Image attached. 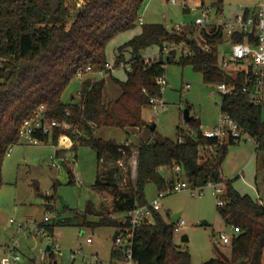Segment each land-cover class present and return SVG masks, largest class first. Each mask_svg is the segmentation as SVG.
<instances>
[{"label": "trees", "instance_id": "obj_1", "mask_svg": "<svg viewBox=\"0 0 264 264\" xmlns=\"http://www.w3.org/2000/svg\"><path fill=\"white\" fill-rule=\"evenodd\" d=\"M144 2L0 0V189L5 184L3 164L8 150L21 142L19 131L24 121L30 119L39 106L45 105L49 118L66 120L78 132H65L73 139L69 148L63 146L68 140L61 128H56L51 136H38L44 142H53L57 156L76 151L80 145L95 150L96 186L113 195V212L103 215L97 222L85 221L84 224L92 228L128 226V217L123 214L136 205L148 203L146 185L154 182L159 190L171 187L178 174L166 178L161 168L174 170L179 165L184 176L181 178L194 187L223 184L221 196L225 204L218 205V211L227 225L238 229L230 245L229 257H213L203 264H263L264 204L250 194L241 193L234 179H226L222 173L229 146L238 142L217 144L215 138L205 137L197 117L187 122L191 130L178 128L176 139L158 134L143 118V109L150 107V98L162 95L157 79L165 74L166 65L189 64L202 73L207 83L235 85L234 91L221 94V112L236 119L245 133L255 140L257 150L264 151V103H253L249 94L242 91L244 85L252 87L248 82L251 72H240L233 77L219 70L217 45L223 41L221 32L208 38L212 48L206 52L189 42L186 33L170 32L164 25L153 23L141 24L140 33L118 47L114 65H125L126 79L114 77L106 65L109 63L107 46L119 34L137 27ZM183 40L188 42L192 55L176 57L173 52L164 56L165 43ZM152 47H157L162 56L147 62L145 53ZM126 52L130 53L128 59ZM88 67L91 69L87 70ZM79 70L85 75L108 72L120 87V95L104 103L105 78L96 81L88 78L81 83L78 101L63 100V93ZM143 127L150 134L139 143L120 142L98 134L103 129L117 128L131 133V129ZM180 137L183 142H179ZM205 145H212L214 149H204ZM133 149L137 150L136 174L132 179L128 168L125 181L121 161L128 165ZM66 168L69 183H75L71 166L66 165ZM113 214L122 217L113 218ZM151 219L134 235L132 255L135 263L193 264L191 254L174 241L175 222H166L157 210L152 211ZM54 223L47 225L51 231ZM122 255L121 248L114 246L112 257L121 260Z\"/></svg>", "mask_w": 264, "mask_h": 264}, {"label": "rangeland", "instance_id": "obj_2", "mask_svg": "<svg viewBox=\"0 0 264 264\" xmlns=\"http://www.w3.org/2000/svg\"><path fill=\"white\" fill-rule=\"evenodd\" d=\"M190 1L191 4L194 3V0ZM258 1L225 0V3L255 5ZM170 11L174 19H169ZM139 15L144 24L158 23L171 28L181 22H192L196 12L187 11L181 3L173 4L169 0H145ZM140 29L141 24L138 23L135 29L121 33L110 41L107 46V58L114 60L118 47L134 37ZM228 50L226 43L220 46V52ZM148 54L150 57L146 59L150 60H158L162 56L157 47L148 51ZM176 66L166 65L168 84L162 95L165 106L158 113L151 107L144 108L143 118L150 125L156 124L155 130L158 134L176 139L180 126L191 130L184 119V110L189 108L190 114L199 118L202 131L214 129L221 116V93L217 90V84L205 82L202 73L189 64L180 66L179 69ZM110 70H113L119 79L126 78L124 67L115 66L112 62ZM101 73L107 74L104 71ZM90 74L94 80V74L97 73H88L82 79L90 77ZM99 77L100 74H97V78ZM79 91L81 82L80 78L76 77L62 98L67 102L78 101ZM120 92V87L112 77L106 76L105 99L116 97ZM262 121L264 122V105ZM131 131L133 133L111 128L100 130L98 134L128 143H139L150 134L146 127ZM136 155L137 150L133 149L129 166L121 161L125 181L128 168L131 178L135 177ZM52 156H56V148L51 140L36 144L19 142L11 148L10 154H7L3 164L5 184L0 189V246L16 243L22 256V264H81L84 256L94 253H98L104 260H109L114 243L112 228H92L84 224L85 221L97 222L114 209L113 195L96 186V151L89 146L80 145L76 151L67 152V162L62 163L60 168L53 165ZM56 159L61 161L59 156ZM66 165L71 166L80 182L69 183ZM162 170L165 175H170L169 167ZM222 171L225 178L234 179L235 187L241 193L259 197L264 202V151L257 150L253 138L245 137L229 146ZM202 191L200 195H193L189 189L168 193L161 198V207L158 210L168 223L176 222L173 217L178 213L179 217L185 220V228L175 232L174 241L181 249L191 254L193 264H203L218 256L224 259L229 257L231 244L222 243L220 234L224 232L230 237L237 234L233 227L225 223L218 211L217 203L222 194H215L214 184L205 185ZM158 192L159 188L154 182L148 183L145 188L148 202L154 200ZM50 199L56 202L57 217L55 221L50 222V225L55 222L53 231L47 226L46 231L53 237L54 242L41 234L36 235L34 231L18 228L19 222H25L30 228L34 222L43 221L46 214L45 201ZM11 219H14V222H11ZM184 235L188 236L187 241L182 240ZM88 237H92V243L86 241ZM56 245L58 250L55 249ZM48 246L53 247L51 251L47 249Z\"/></svg>", "mask_w": 264, "mask_h": 264}, {"label": "built area", "instance_id": "obj_3", "mask_svg": "<svg viewBox=\"0 0 264 264\" xmlns=\"http://www.w3.org/2000/svg\"><path fill=\"white\" fill-rule=\"evenodd\" d=\"M171 3H181L185 10L196 12L195 19L190 23H179L173 27L168 28L170 32H176L178 34L186 33L189 38V42H194L202 50L208 52L211 50L212 45L208 43V38L217 35L221 32L223 41L217 45L218 55V67L224 74L236 77L240 72L250 71L249 81L252 83V87L247 85L242 87V91L249 94L250 100L253 103L264 102V0H259L255 5L238 4L228 6L223 3V0H194L191 4L190 0H169ZM139 24H144L143 19L140 17ZM241 37V40L236 38ZM227 44L228 51L220 52V46ZM175 52L179 57L183 54L192 55L193 51L188 42L183 40L179 43L170 42L165 43L163 46V54L165 57L170 56ZM153 60V59H151ZM147 62L150 59H146ZM107 67L110 69L112 66L107 63ZM91 68L88 67L87 70ZM84 71L79 70L77 77H84ZM157 83L160 86L161 94L163 95L164 89L168 84L166 75L163 74L157 79ZM217 84V90L221 94L230 93L235 90V85L232 83L220 82ZM189 87V85H188ZM162 95H154L150 98V107L158 113L165 106ZM81 93L79 91V98ZM45 105L39 106L34 115L24 121L20 128L19 135L20 141L28 144H36L44 142L39 135L51 136L56 128L64 130V134L67 135L68 131L73 133L78 132L72 123L66 120H60L57 118H49L45 114ZM64 134L61 136L64 137ZM203 135L209 138H215L217 144H223L228 142H240L241 140L250 139L251 137L245 133L244 128L227 112H221L219 123L214 129L203 131ZM65 138L68 140L64 147L69 148L73 144V139L67 135ZM179 142H183V137L179 138ZM201 148V147H200ZM204 149H214L212 145H205ZM11 148L8 150L10 154ZM56 156H52L53 165L61 167L62 163L67 161V153L59 156L61 161L56 159ZM137 162V160H136ZM174 171L178 174L174 184L163 190H159L157 197L143 205H136L132 210L123 214L128 217V226L117 229L118 234L114 237V246L121 248L122 259L119 261H105L98 254L94 253L90 256H84L81 264H136L133 259V239L138 228L148 223L151 219L153 210H159L161 207V198L168 193L177 192L185 189H189L193 195L202 194L203 187H194L186 179L181 178L183 171L182 167L176 165ZM76 181L80 180L76 177ZM211 184V183H210ZM214 184L215 194H223L224 187L222 183ZM261 202V200H259ZM218 205H224L222 196L218 199ZM56 202L55 200H46V214L43 221L37 223L34 222L30 228L25 222H19L18 228L20 230L28 229L29 232L34 231L36 235L41 234L44 237L53 240L52 236L46 231V226L50 224L51 220L55 221L56 214ZM113 218L122 217V215H112ZM14 222V219L10 220ZM185 220L180 217L175 222L176 231L183 230L185 228ZM238 231L237 228H234ZM233 237L228 236L224 232L220 234V240L222 243L232 242ZM88 243H92V237H88ZM54 242V240H53ZM52 247V246H51ZM53 248V247H52ZM58 250V246H55ZM0 264H22V256L17 249V244H7L4 247L0 246Z\"/></svg>", "mask_w": 264, "mask_h": 264}, {"label": "crops", "instance_id": "obj_4", "mask_svg": "<svg viewBox=\"0 0 264 264\" xmlns=\"http://www.w3.org/2000/svg\"><path fill=\"white\" fill-rule=\"evenodd\" d=\"M223 3H225V0H223ZM226 4V3H225ZM228 6H231L232 4L231 3H229V4H227ZM140 31H141V29H140ZM140 31L139 32H137V33H135V35H137L138 33H140ZM131 39V38H130ZM154 48H156V47H152V48H149L147 51H146V53H145V58H147V57H150V55L148 54V51H152V50H154ZM158 49V48H157ZM117 54V53H116ZM116 54H115V56H116ZM126 58L128 59V58H130V53L129 52H126ZM114 60H115V57H114ZM114 60H112V61H110L109 59H108V61H109V64L112 66V62L114 63ZM119 66H121V67H124L125 65L124 64H121V65H119ZM177 68V67H176ZM111 69H112V67H111ZM177 69H179V68H177ZM113 70H115V69H113ZM113 70H112V72H111V74L114 76V77H116L115 75H114V72H113ZM97 74H100V77L99 78H97ZM97 74H94L95 76H94V81H96V80H100V79H102V78H105V80H106V76H111L110 74H108V72H107V74L106 73H97ZM91 75L92 74H90V77L89 76H87V78L86 79H88V78H90V79H92V77H91ZM96 77V78H95ZM83 78V77H82ZM82 78H80V82L82 83V81L83 80H85V79H82ZM116 78H118V77H116ZM119 79V78H118ZM126 79V78H125ZM125 79H123V80H125ZM92 81H93V79H92ZM106 85V84H105ZM121 93V92H120ZM120 95V94H119ZM118 95V96H119ZM116 96V95H115ZM118 96H116V97H118ZM116 97H110V98H108V99H105V97H104V93H103V102L104 103H107L108 101H110V100H112V99H114V98H116ZM72 98H75L74 96H72ZM145 120V119H144ZM146 121V120H145ZM147 122V121H146ZM155 127H156V124H155ZM108 131V130H107ZM135 134V133H134ZM62 141L64 142V139L62 138ZM164 167H162L161 168V172L163 173V169ZM166 169V168H165ZM169 171V174L170 175H165L164 173H163V175L166 177V178H170L172 175H174L175 174V171L174 170H168ZM222 173H223V171H222ZM224 176V175H223ZM76 177V176H75ZM182 177H184L183 176V174H182ZM225 178V177H224ZM256 178H258V174H257V176H256ZM226 179H230V178H226ZM234 185H235V182H234ZM243 194H247V193H243ZM252 196V195H251ZM254 197V196H253ZM255 199H258V200H261V203H263L264 204V202H263V200L261 199V198H259V197H254ZM117 229H115V228H112V232H113V236H114V233H115V231H116ZM87 241V240H86ZM93 242V241H92ZM113 247H114V243H113V246H112V248H111V257H110V259L109 260H105V261H108V262H111V261H115V259L112 257V250H113ZM96 254H98V253H96ZM99 255V254H98ZM104 260V259H103ZM116 261H119V260H116Z\"/></svg>", "mask_w": 264, "mask_h": 264}, {"label": "water", "instance_id": "obj_5", "mask_svg": "<svg viewBox=\"0 0 264 264\" xmlns=\"http://www.w3.org/2000/svg\"><path fill=\"white\" fill-rule=\"evenodd\" d=\"M169 19H174V15H173V13H172L171 11L169 12ZM176 67H177V68H180V66H176ZM194 117H195V116H193V115L190 114V109H189V108H185V110H184V119H185V121H186V122H190V121H192V120L194 119ZM155 128H156V127H155V124H154V123L151 124V129L154 130ZM179 216H180L179 213L176 214V215L173 217L174 220L177 221V219L179 218ZM117 234H118V230L115 231V233H114V237L117 236ZM182 240L187 241V240H188V236H187V235H184V236L182 237ZM47 249L50 250V246H48Z\"/></svg>", "mask_w": 264, "mask_h": 264}]
</instances>
